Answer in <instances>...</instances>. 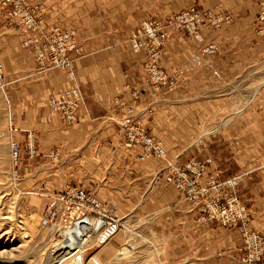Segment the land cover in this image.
<instances>
[{
	"label": "crops",
	"instance_id": "0c3cea01",
	"mask_svg": "<svg viewBox=\"0 0 264 264\" xmlns=\"http://www.w3.org/2000/svg\"><path fill=\"white\" fill-rule=\"evenodd\" d=\"M29 1L42 11L48 26L74 28L87 54L74 61L73 80L59 69L38 72L33 54L0 11V57L16 128L12 134L25 147L27 133L33 132L37 147L33 158L23 151L20 187L44 210L51 195L65 187L93 192L112 215L136 221L152 234L164 264H240L237 233L200 220L178 188L164 175L156 179L164 161L136 159L142 148L125 146L119 120L121 106L131 100L125 84L143 88L136 118L180 164L211 157L210 172H218L219 181L239 176L235 191L251 213V226L264 233V23L256 3ZM192 5L230 13L233 21L203 30L207 43L218 44L216 55L197 50L184 33L174 34L160 64L180 80L173 92L156 97L141 84L145 56L133 51L131 32L144 19L167 18ZM70 88H79L84 99L78 120L66 126L48 98ZM241 89L248 93L242 95ZM119 240L115 236L107 249L113 252L122 244Z\"/></svg>",
	"mask_w": 264,
	"mask_h": 264
},
{
	"label": "built area",
	"instance_id": "2783aa9c",
	"mask_svg": "<svg viewBox=\"0 0 264 264\" xmlns=\"http://www.w3.org/2000/svg\"><path fill=\"white\" fill-rule=\"evenodd\" d=\"M259 7V18L264 23V0H253ZM0 11L6 23L16 29L22 37V44L33 54L38 72L51 69L62 70L69 79H75L74 61L86 55V48L77 37L74 28L64 27L58 23L48 26L42 11L29 0H0ZM233 16L226 12H216L211 8L188 6L167 18L152 17L144 19L131 32L130 43L136 54H144L141 84L150 87L153 95L159 92H173L179 82L176 73H169L160 64L166 43L176 33H184L202 53L216 55L219 46L216 43L204 42L203 30L216 29L230 24ZM264 32V27L261 30ZM127 77V74H125ZM0 86L6 92L4 64L0 57ZM142 86V87H143ZM130 93V103L121 106L119 124L124 133V144L127 148L141 147L142 152L136 159L148 160L153 157L164 161V166L157 172L156 179L164 175L166 182L178 188L192 210L199 212L200 220L214 222L236 232L240 238V264H260L264 257V233L251 226V213L235 191L239 184V176L226 181L218 180V172L211 173V157L204 159L192 158L180 164L178 158H170L163 142L155 138L146 124L136 118V106L143 96V88L127 82L124 86ZM84 93L79 88H70L59 93H52L49 106L53 112L62 117L66 126L74 124L79 117L83 105ZM16 128L10 124V154L15 164L20 163L23 151L30 158L37 155L35 135L27 133V141L23 147L13 137ZM264 139V123H263ZM57 201L61 212L52 211L41 220L47 228H81L80 222L88 220L93 223L85 230L91 229V238L102 242L110 241L121 221L104 206L93 193L74 186L63 193L51 195ZM59 217V218H58ZM69 218V225L60 227V221ZM95 228H98L95 230ZM96 236V237H95Z\"/></svg>",
	"mask_w": 264,
	"mask_h": 264
},
{
	"label": "rangeland",
	"instance_id": "374dc122",
	"mask_svg": "<svg viewBox=\"0 0 264 264\" xmlns=\"http://www.w3.org/2000/svg\"><path fill=\"white\" fill-rule=\"evenodd\" d=\"M204 42L207 43L205 38ZM240 92L244 95L248 90L241 89ZM8 99L0 86V264H164L152 234L136 221L127 222L120 217L117 219L122 226L110 241L86 236L82 238L81 249L63 257L61 248L68 228H47L41 223L52 211L61 212L59 203L50 200L47 206L44 204V210L43 204L33 200L32 194L20 187L19 163L15 164L11 158L8 140L12 120ZM69 187L74 186L65 187L63 192ZM64 219L60 221V227L69 225L70 219ZM115 236L122 244L110 252L107 248H111ZM125 244L127 246L123 247Z\"/></svg>",
	"mask_w": 264,
	"mask_h": 264
},
{
	"label": "bare ground",
	"instance_id": "6f19581e",
	"mask_svg": "<svg viewBox=\"0 0 264 264\" xmlns=\"http://www.w3.org/2000/svg\"><path fill=\"white\" fill-rule=\"evenodd\" d=\"M90 224L92 225L93 223L89 222L88 220H83L82 222H80L81 228H75V229L73 228V231L70 230L72 228H68L69 231L66 230L68 234L65 235L64 244L62 245V248H61L64 251V253H62L63 257L70 255L72 252L79 250L83 247L84 244H83L82 238H84L86 236H87V238L90 237L85 232V230L90 228ZM96 229H98V228H95V230ZM90 235L92 236V233ZM85 247H86V245H85ZM85 251H86V249H85ZM80 256H81V254H80ZM81 259H82V257H81ZM79 263H82V261H79ZM74 264H78V263H74Z\"/></svg>",
	"mask_w": 264,
	"mask_h": 264
}]
</instances>
